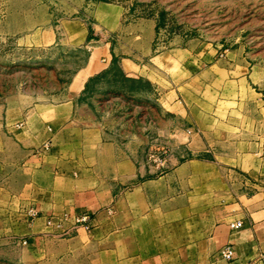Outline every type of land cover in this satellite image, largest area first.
<instances>
[{
  "label": "crops",
  "instance_id": "1",
  "mask_svg": "<svg viewBox=\"0 0 264 264\" xmlns=\"http://www.w3.org/2000/svg\"><path fill=\"white\" fill-rule=\"evenodd\" d=\"M91 3L92 26L78 44L87 62L63 100L39 103L0 130V264H264V119L234 117L245 104L264 108V68H241L231 54H158L157 14ZM116 64L125 83L152 84L148 98L162 118L138 114V89L98 96L95 83ZM171 67L183 79L168 77L161 90ZM116 109L124 116L114 118ZM152 152L162 167L150 163ZM225 170L235 178L227 186ZM244 175L257 190L249 197L236 185ZM81 216L90 229L63 236ZM225 247L231 262L221 257Z\"/></svg>",
  "mask_w": 264,
  "mask_h": 264
},
{
  "label": "rangeland",
  "instance_id": "2",
  "mask_svg": "<svg viewBox=\"0 0 264 264\" xmlns=\"http://www.w3.org/2000/svg\"><path fill=\"white\" fill-rule=\"evenodd\" d=\"M91 1L96 0H0V130L5 129L8 122L21 120L39 103L57 104L63 100L64 88L87 62V51L78 44L92 26ZM118 1L137 6L141 16L158 15L160 25L154 42L158 54L175 53L178 49L214 52L219 59L231 54L241 68L246 67V63L264 68V0ZM168 68L163 67V70ZM170 69V76H160L161 90L167 87L169 79H183V73ZM95 86L98 96L105 88H124L128 93L138 89L144 95L136 104L139 115L148 117L152 111L160 118L165 115L148 98L152 84L147 80L137 85L130 81L125 83L117 64L112 76L96 82ZM248 99L253 102L252 96L243 92L241 100ZM128 100L130 104L131 98ZM227 107H221L219 114H227ZM236 110L237 120L264 119L263 107L245 104ZM123 114V110L116 109L113 116L119 118ZM219 179L224 180L225 186L232 180L235 182L226 170ZM240 179L244 182L236 184L238 191L251 196L256 189L247 184L248 176Z\"/></svg>",
  "mask_w": 264,
  "mask_h": 264
},
{
  "label": "built area",
  "instance_id": "3",
  "mask_svg": "<svg viewBox=\"0 0 264 264\" xmlns=\"http://www.w3.org/2000/svg\"><path fill=\"white\" fill-rule=\"evenodd\" d=\"M187 133L191 134V131H187ZM50 146H51V140H49L44 145L43 150H48L50 148ZM149 161H150V163L155 164L158 167H162L164 162H165L164 159L157 152H152L149 155ZM27 216H28L29 219L34 220L35 218H37L38 214H37L36 211L31 209V210L28 211ZM47 224L50 226V225H52V222L51 221H47ZM242 225H243V223L241 221H238V222L230 224V227L233 230H237V229L241 228ZM56 227L57 228H61V225L58 224ZM79 227H82L85 230H89L90 229L91 225H90L88 216L75 217L73 219L72 227L70 229H65V230L63 229L62 230V235L63 236L70 235L72 230L74 231V230H76ZM24 244H25V242H24ZM220 254H221V257L223 259H225L226 261H228V262H231L233 260V258H234V250L231 247L223 248L221 250Z\"/></svg>",
  "mask_w": 264,
  "mask_h": 264
}]
</instances>
